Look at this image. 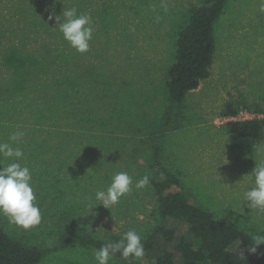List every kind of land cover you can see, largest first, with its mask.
Here are the masks:
<instances>
[{
  "label": "rangeland",
  "instance_id": "rangeland-1",
  "mask_svg": "<svg viewBox=\"0 0 264 264\" xmlns=\"http://www.w3.org/2000/svg\"><path fill=\"white\" fill-rule=\"evenodd\" d=\"M199 1L0 0L3 29L13 32H0V141L25 133L13 146L24 152L17 162L30 169L42 213L29 230L2 215L0 227L40 248L38 264H96L93 250L72 242L76 234L120 240L134 229L145 239L159 223L156 197L135 182L147 175L154 153L214 218L253 235L264 229V212L242 203L255 163L264 159L256 151L264 130L254 148H234L222 115L231 102L241 106L236 121L264 118V0L227 1L214 25L208 78L181 103L171 102L166 83L176 36ZM19 6L26 11L22 20L34 15L39 28L13 17ZM73 6L93 20L86 53L71 48L56 28L55 16ZM37 60L49 62L44 73H34ZM120 171L133 178L131 192L108 209L98 205L95 192ZM259 250L264 258V244ZM109 264L122 263L112 258Z\"/></svg>",
  "mask_w": 264,
  "mask_h": 264
},
{
  "label": "trees",
  "instance_id": "trees-1",
  "mask_svg": "<svg viewBox=\"0 0 264 264\" xmlns=\"http://www.w3.org/2000/svg\"><path fill=\"white\" fill-rule=\"evenodd\" d=\"M227 1L200 0L192 7L186 25L177 33L174 63L168 69L166 83L171 102L181 103L189 92L208 78L216 49L214 25ZM25 12V8L19 6L13 17L26 27L39 28L40 21L34 15L22 20ZM5 26L0 20V32L12 35L11 27L4 30ZM13 55V61L17 62L19 56L15 58ZM34 67L35 74L44 73L49 62L37 60ZM240 107V104L228 102L222 115L235 117ZM242 107L260 111L257 105ZM224 128L234 148L252 149L261 139L264 118L229 121ZM147 176L150 178L149 187L156 197L159 223L142 240L145 249L142 259L130 257L125 260L119 253L113 258L122 264H264L259 246L256 253L247 250L254 236L252 232L231 221L216 219L211 212L197 205L192 195L184 190L179 177L161 166L157 153L153 154ZM107 241L118 240H99L85 234L72 237L74 244L90 250L100 248ZM43 256L40 248L9 236L0 227V264H38Z\"/></svg>",
  "mask_w": 264,
  "mask_h": 264
},
{
  "label": "clouds",
  "instance_id": "clouds-1",
  "mask_svg": "<svg viewBox=\"0 0 264 264\" xmlns=\"http://www.w3.org/2000/svg\"><path fill=\"white\" fill-rule=\"evenodd\" d=\"M56 0H53L55 3ZM264 9V4H262ZM53 14L49 15V19ZM58 21V30L69 46L79 53H86L90 48V41L95 31L91 14L79 13L73 6L64 8L60 15L55 16ZM22 131H14L9 135L10 142L0 141V157L12 162L0 161V215L6 217L11 224L24 230H29L41 223L42 213L35 203L36 195L32 185V174L27 166L17 162L24 156L23 150L13 144L24 137ZM258 154L264 155V145L257 146ZM249 187L243 194V201L249 209L264 212V159L255 163L250 174ZM150 184L149 176L145 175L135 182L137 189H142ZM133 178L126 172L120 171L111 177L110 184L104 190H97L94 199L109 208L120 202V199L131 192ZM252 243L248 247L249 253H256L257 246L264 244V229L251 237ZM119 253L122 259H142L145 249L142 237L134 229L126 231L120 240L107 241L100 248L93 250V258L96 264H109V261ZM239 255L244 259L243 254Z\"/></svg>",
  "mask_w": 264,
  "mask_h": 264
},
{
  "label": "built area",
  "instance_id": "built-area-1",
  "mask_svg": "<svg viewBox=\"0 0 264 264\" xmlns=\"http://www.w3.org/2000/svg\"><path fill=\"white\" fill-rule=\"evenodd\" d=\"M252 118H255V116L252 115V116H250V118H248V119H252ZM248 119H247V120H248ZM226 120H227L228 122H229V121H236V120H235V117H227Z\"/></svg>",
  "mask_w": 264,
  "mask_h": 264
}]
</instances>
